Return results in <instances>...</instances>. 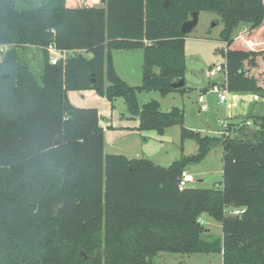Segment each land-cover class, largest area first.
<instances>
[{"label":"trees","instance_id":"16d2710c","mask_svg":"<svg viewBox=\"0 0 264 264\" xmlns=\"http://www.w3.org/2000/svg\"><path fill=\"white\" fill-rule=\"evenodd\" d=\"M93 1L0 0V264H154L159 253L212 252L222 264H264V118H253L252 131L245 120L229 124L235 137L203 135L184 126L182 109L135 100L138 89L186 92L180 26L201 10L220 17L229 54L225 79L211 86L264 93V0ZM240 23L250 30L233 38ZM51 43L73 54L52 64ZM26 45L42 50L40 79L18 53ZM132 48L144 51L143 84H126L109 55L101 87L105 52ZM84 88L123 96L136 130L180 125L195 152L168 167L105 153L97 108L66 97ZM218 145L220 186L178 190L180 172ZM203 213L221 224V238L205 234Z\"/></svg>","mask_w":264,"mask_h":264},{"label":"rangeland","instance_id":"374dc122","mask_svg":"<svg viewBox=\"0 0 264 264\" xmlns=\"http://www.w3.org/2000/svg\"><path fill=\"white\" fill-rule=\"evenodd\" d=\"M190 18V17H189ZM223 22L213 12L201 10L198 22L191 32L184 37L185 45V85L186 92H169L163 94L158 90L138 89L135 92L136 104L139 108L150 101H156L160 109L167 110L173 106L184 112V126L205 135L220 136L223 133L235 137L238 131L231 123L242 122L243 129L255 130L253 118L255 116L264 118V93L253 92H229L224 102H219L217 94L212 90L211 82L222 81L226 77L229 67V54L225 42L221 39L220 32ZM250 30L249 23H240L233 31V38ZM21 59L26 62L35 76L41 78V66L43 63L42 50L34 45L18 47ZM110 55L112 68L115 73L130 87H138L143 84V59L142 48L113 49L105 52L103 57V68L99 79V85L106 88L108 84L107 68ZM221 65L223 69L210 75L213 67ZM221 83V82H220ZM208 87V89H207ZM224 90L225 87L222 86ZM203 95L204 102L198 98ZM235 95V97H233ZM68 102L77 107H99L100 119L105 118L103 126L118 128L120 126H134L138 118L127 112V104L123 96H117L109 100L96 88L70 89L66 93ZM205 104L207 109L201 110ZM232 105V116H228L229 107ZM242 124V123H241ZM138 126V125H137ZM230 127V129H229ZM107 134V139L113 141L117 138L115 130ZM141 136L128 135L119 140V146L136 145L144 147L146 152L160 162H168L183 152L187 154L195 147L191 139L181 140V126L173 124L165 127L161 132L155 129L137 131ZM139 135V134H138ZM138 137V138H137ZM139 139V140H138ZM107 152H116L119 149L106 148ZM217 151L216 153H214ZM187 172L191 175L193 184L198 187H213L220 185L222 180V148L220 145L210 152L198 163L188 164ZM201 180V182H198ZM204 220V219H203ZM212 220V219H211ZM209 217L203 224L205 228L209 225ZM216 226L213 227L214 235L217 237L222 232L218 221L212 220ZM162 255H169L162 256ZM154 264H222V255L218 252L212 253H159L154 258Z\"/></svg>","mask_w":264,"mask_h":264},{"label":"crops","instance_id":"0c3cea01","mask_svg":"<svg viewBox=\"0 0 264 264\" xmlns=\"http://www.w3.org/2000/svg\"><path fill=\"white\" fill-rule=\"evenodd\" d=\"M65 4H66L67 7H71V8L81 7V6H98L99 5V3H96L93 0H65ZM207 89H208V87H207ZM201 96H203V95H201ZM233 97H235V95H233ZM198 100H199V98H198ZM203 100H204V96H203ZM202 102H204V101H202ZM203 105H205V104H203ZM232 105L233 104H231V106L229 107L228 116L229 115L232 116V113L234 111L233 108H232ZM96 108H97L98 113H99V124L103 128V132H104V152L105 153L122 154L126 158H129V159H131V158H148V159L152 160L154 163L161 165L162 167H168L174 160L178 159L182 154H185L183 152H180V154L178 156L171 158L168 162H160L159 160L153 158V156L151 155L152 154L151 152H150L151 154L149 152H146L144 147L140 146L138 143L136 145H134V147H132L130 145V146H126L125 149L121 148L118 143H119V140L122 137H125V136L127 137L128 135H133V134H135V135L137 134L136 136H141L140 133L137 132L138 130H136L138 122L134 126H126L125 125V126H120L118 128H116V127L114 128L113 127L114 130H115L114 132H116L115 134H116L117 138L114 139L113 141H110L109 139H107V134L109 135V133L111 132L110 129H113V128H109V127H106V126L102 125V122H103V120L105 118L103 117L102 119H100L99 107H96ZM168 110H170V108L167 109V110H162V111H168ZM194 144H195V142H194ZM107 146L110 149H119V150H116V152H111V151L107 152V150H106ZM192 147L190 148V152H188L186 155H189V154H192V153L195 152L196 144H195V147H194L193 150H192ZM213 149H215V148H213ZM216 152L217 151H215L214 153H216ZM198 182H201V180H199ZM188 185H194L193 181L188 183ZM219 186L220 185H216V186H213V187H219ZM207 217H209V216L206 213L201 214V216L199 217L200 223L204 224L205 223V219ZM211 219L214 220L213 218L209 217V220H210L209 224H208L209 226L206 228V232H205V234H207V235H211V234L214 235L215 234L212 229H213V227L216 226V224ZM221 237H222V232L219 233L216 238H221ZM219 254H221V253H219ZM162 256H168L169 257V255H162Z\"/></svg>","mask_w":264,"mask_h":264},{"label":"built area","instance_id":"2783aa9c","mask_svg":"<svg viewBox=\"0 0 264 264\" xmlns=\"http://www.w3.org/2000/svg\"><path fill=\"white\" fill-rule=\"evenodd\" d=\"M6 48L7 45H0V52H4ZM46 49L49 53V62L52 64L57 63V61L59 60H65L69 55L73 54L72 50L59 49L53 43L49 44ZM222 69L223 67L221 65H217L209 71V74L213 75L215 74V72L221 71ZM212 90L217 94L219 102H224L226 100L227 90H224L218 84H212ZM199 101H204L203 96L199 97ZM206 109H207L206 105L201 106V110H206ZM190 182H192V177L189 175L186 169H183L180 172L178 179V190H183ZM232 212L239 213L240 210L235 209Z\"/></svg>","mask_w":264,"mask_h":264},{"label":"water","instance_id":"95a60500","mask_svg":"<svg viewBox=\"0 0 264 264\" xmlns=\"http://www.w3.org/2000/svg\"><path fill=\"white\" fill-rule=\"evenodd\" d=\"M168 4V0H165L163 2V5L166 6ZM198 15L199 11H193L191 14V17L187 20H185L181 26H180V31L184 34H187L192 31V29L196 26L198 22ZM173 87H180L184 85V80L180 79L177 82L172 83Z\"/></svg>","mask_w":264,"mask_h":264}]
</instances>
